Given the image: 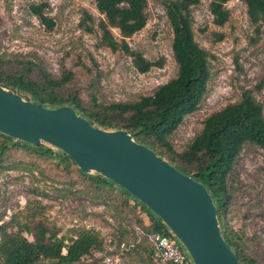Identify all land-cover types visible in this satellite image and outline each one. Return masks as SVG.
Wrapping results in <instances>:
<instances>
[{
    "label": "rangeland",
    "instance_id": "obj_1",
    "mask_svg": "<svg viewBox=\"0 0 264 264\" xmlns=\"http://www.w3.org/2000/svg\"><path fill=\"white\" fill-rule=\"evenodd\" d=\"M44 1V12L54 21L51 30L29 9L31 4ZM164 1L147 0L145 26L126 39L146 59H162L161 67L153 66L140 73L129 55L99 46L94 33L81 29L83 10L95 19L101 17L94 0H0V63L5 71L24 69L35 79L41 77V69L54 79L64 69L69 70L72 77L60 92L64 96L76 94L85 102L90 101V93L102 104L150 95L177 71ZM209 2L200 0L192 8V15L196 41L212 54V76L198 109L184 116L170 135L176 151H182L192 141L208 115L237 101L244 89H250L263 103L264 113V25L256 31L244 1L229 0L225 4L229 20L218 26L209 12ZM113 33L121 39L118 30L113 29ZM20 94L32 101L28 94ZM43 144L54 155L61 152L47 143L40 145ZM35 147H11L3 154L0 223H21L27 201L38 200L44 207V220L57 228L65 243L79 227L94 229L103 237L101 251L74 264H155L150 257L152 247L136 234V228L145 231L137 223L138 212L123 203L118 188L109 195H100L96 187L81 179L74 166L65 167L54 155L42 156ZM227 190L228 225L237 232L244 253L256 264H264L263 148L253 143L243 145L227 177Z\"/></svg>",
    "mask_w": 264,
    "mask_h": 264
},
{
    "label": "trees",
    "instance_id": "obj_2",
    "mask_svg": "<svg viewBox=\"0 0 264 264\" xmlns=\"http://www.w3.org/2000/svg\"><path fill=\"white\" fill-rule=\"evenodd\" d=\"M228 1L209 2V12L218 26L229 20L230 12L225 7ZM243 1L251 23L259 31L264 25V0ZM199 2L164 1L165 14L173 35L171 47L177 71L173 78L158 85L150 95L139 96L133 101L102 104L90 93V101L85 102L76 94L64 96L60 92V88L72 77L69 70L64 69L62 75L54 79L41 69V77L35 79L25 74L24 69L5 71L3 63H0V84L18 93L28 94L33 102L46 107L70 105L98 127L126 129L136 141L151 147L181 172L202 182L216 204L222 235L238 261L240 264H256L253 258L244 253L236 237L237 232L229 227L225 209L230 198L227 177L243 145L253 143L264 149L263 103L256 99L250 89H244L237 101L208 115L202 122L201 130L182 151H176L169 139L184 116L198 109L212 76V54L196 41L194 34L192 8ZM94 3L101 17L95 19L87 10H83L79 27L89 34L94 33L99 46L126 53L140 73L149 71L153 66L163 65L162 59H146L142 53L133 50L126 40L145 26L147 0H94ZM46 7L44 1L31 4L29 9L42 25L51 30L54 21L45 14ZM113 29L118 30L120 40L115 37ZM11 147L32 149L35 145L0 133V164L3 154ZM35 148L42 156L54 155L42 145ZM54 156L65 167L74 166L81 179L96 187L100 195H109L118 188L123 203L132 205V211L138 212L137 223L145 232L164 227L148 208L109 179L84 173L62 152ZM43 209L40 201H27L21 223L11 220L0 223V264H74L94 251L102 250L103 237L90 228H76L73 236L67 239L68 243H65V237L58 236L57 228L49 226L44 220ZM25 234L32 239H28Z\"/></svg>",
    "mask_w": 264,
    "mask_h": 264
},
{
    "label": "water",
    "instance_id": "obj_3",
    "mask_svg": "<svg viewBox=\"0 0 264 264\" xmlns=\"http://www.w3.org/2000/svg\"><path fill=\"white\" fill-rule=\"evenodd\" d=\"M0 133L30 145L47 143L84 173L121 187L160 219L194 264H240L207 187L126 129L98 127L70 105L46 107L0 84Z\"/></svg>",
    "mask_w": 264,
    "mask_h": 264
},
{
    "label": "built area",
    "instance_id": "obj_4",
    "mask_svg": "<svg viewBox=\"0 0 264 264\" xmlns=\"http://www.w3.org/2000/svg\"><path fill=\"white\" fill-rule=\"evenodd\" d=\"M163 228L145 232L136 228L138 237H144L152 247L155 264H194L186 249L176 236L163 224Z\"/></svg>",
    "mask_w": 264,
    "mask_h": 264
}]
</instances>
